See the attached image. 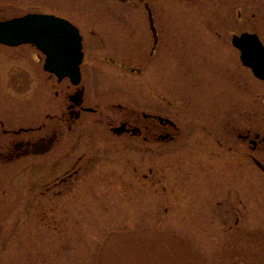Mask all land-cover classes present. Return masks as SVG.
<instances>
[{
	"label": "rangeland",
	"instance_id": "1",
	"mask_svg": "<svg viewBox=\"0 0 264 264\" xmlns=\"http://www.w3.org/2000/svg\"><path fill=\"white\" fill-rule=\"evenodd\" d=\"M27 12L79 26L105 120L135 108L177 130L149 141L90 114L49 153L0 155V264H264V165L251 156L264 163V143L239 137L264 136V80L231 41H264V0H0V20ZM66 86L34 46L0 44L7 124L59 113Z\"/></svg>",
	"mask_w": 264,
	"mask_h": 264
},
{
	"label": "flooded vegetation",
	"instance_id": "2",
	"mask_svg": "<svg viewBox=\"0 0 264 264\" xmlns=\"http://www.w3.org/2000/svg\"><path fill=\"white\" fill-rule=\"evenodd\" d=\"M156 43V40H155ZM83 46L86 53V42L83 39ZM81 66V79L78 83H73L69 77H64L61 80L51 72L46 71L49 76H55L57 83L65 81L67 86L62 90L64 92L65 103L59 113H47L46 120L33 122L28 120L25 124L9 125L0 118V155L6 160L12 161L22 157H34L44 155L53 150L58 141L66 137V132L69 135L75 134L79 128L80 122H83V117L95 114L100 116L103 121L105 110L97 103H92L88 100L87 90L88 83L84 82L83 65ZM60 90H55L59 95ZM92 91V90H91ZM129 114L126 115L119 123H109V129L112 133L118 135H129L135 137H143L144 140H170L174 138V133L177 130L174 121L158 112L140 111L135 108L127 109ZM124 126V130L118 132L115 128ZM240 138L249 139L254 146L263 145L264 136L260 131L248 129L244 135L239 133ZM253 161L257 164L264 163L257 156L251 155ZM71 174V173H70ZM61 183H67L63 181ZM66 187V186H64Z\"/></svg>",
	"mask_w": 264,
	"mask_h": 264
},
{
	"label": "water",
	"instance_id": "3",
	"mask_svg": "<svg viewBox=\"0 0 264 264\" xmlns=\"http://www.w3.org/2000/svg\"><path fill=\"white\" fill-rule=\"evenodd\" d=\"M0 42L8 45L33 43L46 55L45 67L59 74L80 80V64L84 57L82 35L68 19L50 13L31 12L0 22ZM233 43L242 51L243 62L264 79V46L255 33L234 35ZM118 132L124 126L115 128Z\"/></svg>",
	"mask_w": 264,
	"mask_h": 264
}]
</instances>
